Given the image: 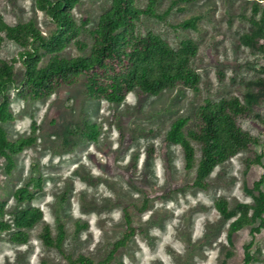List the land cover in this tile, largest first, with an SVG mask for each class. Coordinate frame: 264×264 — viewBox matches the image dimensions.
Masks as SVG:
<instances>
[{
    "label": "rangeland",
    "instance_id": "obj_1",
    "mask_svg": "<svg viewBox=\"0 0 264 264\" xmlns=\"http://www.w3.org/2000/svg\"><path fill=\"white\" fill-rule=\"evenodd\" d=\"M175 1L157 0V12L164 17L143 16L137 30L142 34L153 30L174 49L182 39H193L198 54L191 66L201 76L198 90L177 85L156 96L131 91L123 102L114 103L90 97L82 77L78 84L60 87L46 98L23 100L16 87L25 69L16 62V84L7 91L14 118L3 125L10 139L35 135L36 142L15 156L12 171L0 157V201L6 204L2 219L12 225L7 230L0 227V264H70L69 257L81 254L97 263L126 230L125 209L136 233L111 264H245L244 247L251 241L257 258L252 264H264V226L257 234H252V226L235 231L239 215L227 219L216 207L219 198L226 199L230 209L248 204L250 217L255 218L260 202L255 182L264 175V158L262 165L248 161L264 153V101L238 119L261 144L217 165L205 188L194 185L199 142L192 141L196 164L188 169L181 147L166 139L179 117L189 118L186 129L193 127L196 111L206 99L244 100L248 83L264 79V38L261 49L245 47L240 40L252 29L254 2L264 8V0ZM148 2L137 0L141 8ZM111 5L112 0H80L73 13L79 24L87 22L80 39L88 48L82 51L71 43L62 56L89 53L91 30ZM260 15L261 11L257 18ZM194 16L195 28L178 26ZM0 19L10 25L33 21L44 32L53 27L36 0H0ZM22 49L6 39L0 57L12 61ZM48 57L44 55L42 64ZM87 125L97 127L96 140L85 136ZM39 177L35 198L17 201L15 191ZM261 187L264 191V183ZM144 203L148 206L143 211ZM30 207H39L43 219L26 229L27 243H14L10 236L17 230L15 217ZM254 221V227L262 224ZM79 222L85 225L78 231ZM60 223L66 232L61 249L47 246L42 237L45 226L56 237Z\"/></svg>",
    "mask_w": 264,
    "mask_h": 264
},
{
    "label": "trees",
    "instance_id": "obj_2",
    "mask_svg": "<svg viewBox=\"0 0 264 264\" xmlns=\"http://www.w3.org/2000/svg\"><path fill=\"white\" fill-rule=\"evenodd\" d=\"M80 0H36V7L45 12L52 20L53 27L49 32L41 30L33 21L10 25L0 19V49L6 39L19 44L23 49L12 61L0 57V157L7 162L8 171L16 166L15 156L36 142L35 135L9 138L4 123L12 120L14 115L10 108L7 91L16 84V62L21 61L25 73L17 88V95L23 99L40 100L48 97L60 87L78 84L82 77L86 78L87 91L94 99H105L109 102L121 103L131 91L140 95H159L167 87L183 85L198 90L200 73L191 66V60L198 54V45L191 38L182 39L178 49H174L168 41L153 30L142 34L137 30V23L143 16L163 18L156 9L157 0H149L145 8L139 7L137 0H112L111 8L99 19L98 26L91 30L93 44L87 55L64 57L62 51L71 43L80 50L86 51L88 45L80 39L87 22L79 24L73 10ZM179 2L176 0L175 3ZM259 11L261 15L257 18ZM252 29L241 36L245 47L261 49L264 38V8L254 2ZM198 17L194 16L181 22L178 26L195 28ZM44 55L48 60L42 64ZM223 75V74H222ZM244 100L238 96L223 98L219 101L206 99L195 114L196 124L186 129L188 117L175 119L166 134V139L181 147L186 167L192 169L196 164V150L192 141L200 144V160L196 167L194 185L200 188L207 186V178L214 168L251 145L261 144V140L244 130L238 119L245 115L250 107L264 101V79L259 78L248 83ZM85 136L96 140L99 131L95 125H87ZM35 129V127H34ZM264 153L249 159L248 164L262 165ZM41 177L34 179L32 185H25L15 191L19 202L32 201L34 190L41 187ZM264 175L255 182L260 202L255 209L254 219L262 224L254 227V219L250 217V206L239 203L230 209L224 198L216 200V207L227 219L239 215L234 226L235 231L252 226V234H257L264 226V191L262 184ZM4 202L0 201V227L11 229L12 225L2 218L5 213ZM147 203L142 210L147 209ZM126 230L115 242L108 256L95 263L84 254L76 258L69 257L70 264H111L121 247L135 235L136 227L128 209L124 210ZM43 219L39 207H30L19 211L14 220L17 229L10 236L14 243L25 244L29 240L26 229L32 228ZM85 224L78 223L79 231ZM65 227L58 226V235L53 237L48 226L43 230V241L47 246L61 249L65 239ZM254 241L244 247V263L252 264L257 258L253 250ZM122 264V263H120Z\"/></svg>",
    "mask_w": 264,
    "mask_h": 264
}]
</instances>
